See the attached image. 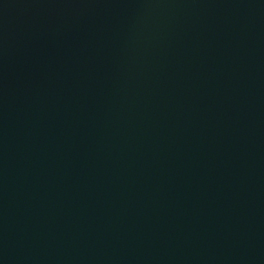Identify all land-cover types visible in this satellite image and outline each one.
<instances>
[{
	"label": "water",
	"instance_id": "1",
	"mask_svg": "<svg viewBox=\"0 0 264 264\" xmlns=\"http://www.w3.org/2000/svg\"><path fill=\"white\" fill-rule=\"evenodd\" d=\"M0 264H264V0H0Z\"/></svg>",
	"mask_w": 264,
	"mask_h": 264
}]
</instances>
